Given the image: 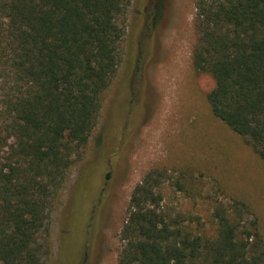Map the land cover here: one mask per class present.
Wrapping results in <instances>:
<instances>
[{
    "label": "trees",
    "instance_id": "trees-1",
    "mask_svg": "<svg viewBox=\"0 0 264 264\" xmlns=\"http://www.w3.org/2000/svg\"><path fill=\"white\" fill-rule=\"evenodd\" d=\"M128 5L0 0V264H50V214L116 75ZM194 10L192 64L215 82L206 97L210 110L264 166V0H194ZM124 84L112 101L109 129L119 124L120 106L128 107ZM109 129L104 155L82 171L80 207H92L86 189L97 200L109 177ZM159 183L147 173L132 190L117 264H193L202 256L208 264H264L256 219L244 203L233 202L231 218L217 209V237L204 247L168 226ZM241 216L249 217L244 239Z\"/></svg>",
    "mask_w": 264,
    "mask_h": 264
},
{
    "label": "rangeland",
    "instance_id": "rangeland-1",
    "mask_svg": "<svg viewBox=\"0 0 264 264\" xmlns=\"http://www.w3.org/2000/svg\"><path fill=\"white\" fill-rule=\"evenodd\" d=\"M122 24L116 75L88 143L74 152L50 214V264H117L125 210L147 173L160 181L159 210L172 230L210 245L218 234L217 209L230 217L239 201L256 219L264 248V166L245 138L210 110L206 97L215 82L192 64L194 0H129ZM124 83L128 109L120 106L125 111L111 131L112 101ZM107 129L113 132L105 145L111 154L109 177L97 200L86 189L92 207H80L76 191L82 171L104 155ZM236 220L241 234L249 217ZM203 257L193 264H208Z\"/></svg>",
    "mask_w": 264,
    "mask_h": 264
}]
</instances>
